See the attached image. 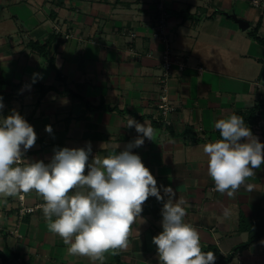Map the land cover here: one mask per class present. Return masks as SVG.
Wrapping results in <instances>:
<instances>
[{
  "label": "crops",
  "instance_id": "obj_1",
  "mask_svg": "<svg viewBox=\"0 0 264 264\" xmlns=\"http://www.w3.org/2000/svg\"><path fill=\"white\" fill-rule=\"evenodd\" d=\"M251 1L0 0V115L15 109L37 134L23 165L89 142V162L118 153L138 135L126 127L131 116L155 130L133 153L158 187H172L186 202L184 222L199 231L201 250L222 258L215 264H264V163L228 197L214 190L203 151L220 139L215 122L231 113L264 144V12ZM161 8L169 47L188 66L169 80L168 127L157 110L166 48L154 35ZM43 203L34 190L0 196V264H101L69 254L48 229ZM162 207L149 197L147 223L133 224L130 246L109 250L103 264H160L152 237L163 230Z\"/></svg>",
  "mask_w": 264,
  "mask_h": 264
},
{
  "label": "clouds",
  "instance_id": "obj_2",
  "mask_svg": "<svg viewBox=\"0 0 264 264\" xmlns=\"http://www.w3.org/2000/svg\"><path fill=\"white\" fill-rule=\"evenodd\" d=\"M3 108L0 96V113ZM126 127H134L138 135L118 153L94 156L89 162V142L84 148L54 149L48 163L28 161L21 166L37 134L15 109L7 116L0 115V196L37 192L45 201L41 208L48 229L69 246V254L87 256L101 264L109 250L130 246V228L147 223L143 205L155 197L163 203V230L152 237L160 264H215V253L201 250L197 228L184 222L186 202L176 199L172 187H158L149 168L132 151L141 147L145 138L153 141L155 130L131 116ZM214 127L220 139L203 147L208 156L207 172L214 190L232 197L264 163V144L235 113L217 120ZM45 131L51 134V125H46Z\"/></svg>",
  "mask_w": 264,
  "mask_h": 264
},
{
  "label": "built area",
  "instance_id": "obj_3",
  "mask_svg": "<svg viewBox=\"0 0 264 264\" xmlns=\"http://www.w3.org/2000/svg\"><path fill=\"white\" fill-rule=\"evenodd\" d=\"M251 5L256 8L260 9L264 12V0H252ZM162 10V8H161ZM165 11L160 12V16L158 18V25L155 26V38L161 40L165 45L166 48L161 55V75L158 77V84L161 87V94L159 97V103L157 105V110L159 111L160 115V122L163 126H171V121L169 119L171 113L174 111V107L169 98V80L171 79L173 73L175 71H179L181 73L185 72L187 69V60H185L184 55H178L171 50L169 47V41L167 39L165 33ZM71 36H66V39H70ZM201 67L198 68V71H202ZM24 160L20 161V165L23 166ZM36 209H25L22 211V214L32 213Z\"/></svg>",
  "mask_w": 264,
  "mask_h": 264
},
{
  "label": "trees",
  "instance_id": "obj_4",
  "mask_svg": "<svg viewBox=\"0 0 264 264\" xmlns=\"http://www.w3.org/2000/svg\"><path fill=\"white\" fill-rule=\"evenodd\" d=\"M257 40L258 41H261V42H263L262 41V39H259V38H257ZM35 49H38L41 53H43V50L41 49V47H38L37 45H32ZM262 228H263V230H262ZM261 228V231H260V233H262V231H264V227H262ZM260 230V229H259ZM256 240H258V236L257 235H255L247 244H245V245H243V246H240L237 250H241V249H245V248H248L251 244H253ZM216 254V253H215ZM216 256V261L219 263V262H221V257L219 256V255H215Z\"/></svg>",
  "mask_w": 264,
  "mask_h": 264
}]
</instances>
